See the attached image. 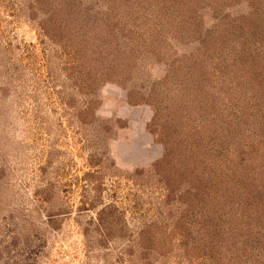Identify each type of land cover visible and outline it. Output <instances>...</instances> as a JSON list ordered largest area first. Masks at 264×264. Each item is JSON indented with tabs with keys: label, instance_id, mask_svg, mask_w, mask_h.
Masks as SVG:
<instances>
[{
	"label": "rangeland",
	"instance_id": "374dc122",
	"mask_svg": "<svg viewBox=\"0 0 264 264\" xmlns=\"http://www.w3.org/2000/svg\"><path fill=\"white\" fill-rule=\"evenodd\" d=\"M189 152L262 170L264 0H0V264H203Z\"/></svg>",
	"mask_w": 264,
	"mask_h": 264
},
{
	"label": "trees",
	"instance_id": "16d2710c",
	"mask_svg": "<svg viewBox=\"0 0 264 264\" xmlns=\"http://www.w3.org/2000/svg\"><path fill=\"white\" fill-rule=\"evenodd\" d=\"M256 84L258 87L260 84L262 85L261 79H258ZM189 153L191 154L188 155V161L192 159L193 163L191 164L194 166L198 164L196 166L198 168L196 170L194 168L190 169V167L186 168L190 174L184 176L189 179V187L185 191L187 193L185 200H189V203L193 201L196 205L200 204L201 206L202 204L206 206L207 216L205 215V219L203 216V221L198 222L200 228L206 230V233L201 236L191 235V228L187 227V225H181L184 229L181 233L182 238L177 240V245H185L188 253L190 241L192 248H195L198 252V260L204 261L203 264H225L223 262L225 257L228 260L227 264L258 263L257 257L264 253V165H261L262 170L259 168L257 174L254 171L246 174L245 177L235 174L226 175L215 171L211 177H209V172H207L206 178L204 160L200 161V159H197L198 156L193 155L192 152ZM240 188L243 191H238ZM229 193L231 194L230 197L228 196ZM231 210H234L235 216L240 211L238 217L231 218L234 223H239L237 225L239 230L237 238L233 240L226 235L230 236L231 233L222 234L228 230H225V227L221 229V225L218 222L222 218H226L228 211L231 212ZM105 220V215L102 211L99 225L104 226L106 224ZM242 220L244 221L241 222ZM226 227H229L231 231L237 230L235 226L228 225ZM139 235L140 242L148 240V237L146 238L148 236L147 233L141 232ZM201 240L202 246L199 244ZM224 240H231V243L234 242L232 244L234 249L231 250V252L234 251L233 255H225L226 251H230L231 243L228 244L227 242L223 245ZM173 243L176 244L175 241ZM226 248L229 249L226 250Z\"/></svg>",
	"mask_w": 264,
	"mask_h": 264
}]
</instances>
